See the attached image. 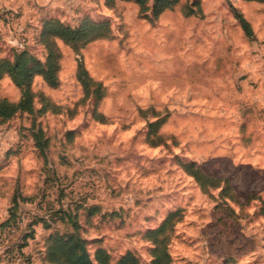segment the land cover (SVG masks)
Here are the masks:
<instances>
[{
	"label": "rangeland",
	"instance_id": "obj_1",
	"mask_svg": "<svg viewBox=\"0 0 264 264\" xmlns=\"http://www.w3.org/2000/svg\"><path fill=\"white\" fill-rule=\"evenodd\" d=\"M44 31L55 81L0 119V264H66L70 239L93 264H264V0H0V62L43 65Z\"/></svg>",
	"mask_w": 264,
	"mask_h": 264
},
{
	"label": "trees",
	"instance_id": "obj_2",
	"mask_svg": "<svg viewBox=\"0 0 264 264\" xmlns=\"http://www.w3.org/2000/svg\"><path fill=\"white\" fill-rule=\"evenodd\" d=\"M146 1L147 0H136V2L141 5H144ZM163 10L165 9L161 8L154 10L153 13L155 14L153 16H158ZM239 24L247 36L251 35V30L246 20L239 18ZM54 27H56L55 30H51L56 32L55 34H51L53 37H57L73 45H78L79 43L83 45L88 40L102 37L101 34H98L99 32H95V29L91 30V28H95L94 26L83 25L79 29L61 28L57 27V25ZM50 33L48 31H44L43 33V39L47 50V57L43 65L34 62L32 57L25 51L18 53L15 60L12 62H0V78L6 75L15 85L21 88V97L17 104H9L5 100H0V119L10 118L16 111H31L32 93L30 91V82L36 73L42 74L49 84L52 85L54 83L57 69V52L55 51L54 41ZM85 36L89 37L88 40H83ZM78 68V76L85 73L81 65H79ZM152 126L151 124L150 127ZM183 168L187 174L193 176L196 180L202 177L204 178V175L193 164L185 165ZM208 184L212 185L211 182H208ZM4 225H7V222ZM27 237V235L23 236L22 246L25 244ZM51 251L52 255L50 257L52 259L61 260L66 264H93L87 252L77 240L72 241L70 239L66 242L58 243ZM97 258V264H108L106 262V257L102 253H100ZM118 264H136V262L131 256H126L122 258Z\"/></svg>",
	"mask_w": 264,
	"mask_h": 264
}]
</instances>
